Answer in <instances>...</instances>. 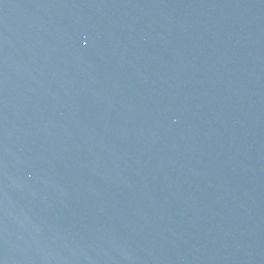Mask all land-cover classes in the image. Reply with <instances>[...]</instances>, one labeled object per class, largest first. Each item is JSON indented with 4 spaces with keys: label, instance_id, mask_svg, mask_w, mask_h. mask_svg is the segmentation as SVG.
I'll return each instance as SVG.
<instances>
[{
    "label": "water",
    "instance_id": "95a60500",
    "mask_svg": "<svg viewBox=\"0 0 264 264\" xmlns=\"http://www.w3.org/2000/svg\"><path fill=\"white\" fill-rule=\"evenodd\" d=\"M0 264H264V0H0Z\"/></svg>",
    "mask_w": 264,
    "mask_h": 264
}]
</instances>
